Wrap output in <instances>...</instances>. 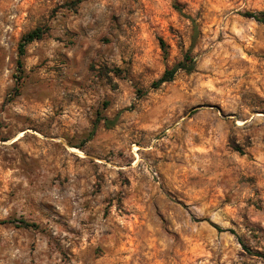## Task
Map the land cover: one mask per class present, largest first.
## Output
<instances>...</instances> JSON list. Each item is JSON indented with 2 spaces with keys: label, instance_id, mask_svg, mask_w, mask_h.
Masks as SVG:
<instances>
[{
  "label": "rangeland",
  "instance_id": "1",
  "mask_svg": "<svg viewBox=\"0 0 264 264\" xmlns=\"http://www.w3.org/2000/svg\"><path fill=\"white\" fill-rule=\"evenodd\" d=\"M245 11L264 0H0V264H264Z\"/></svg>",
  "mask_w": 264,
  "mask_h": 264
},
{
  "label": "trees",
  "instance_id": "2",
  "mask_svg": "<svg viewBox=\"0 0 264 264\" xmlns=\"http://www.w3.org/2000/svg\"><path fill=\"white\" fill-rule=\"evenodd\" d=\"M174 7L179 10L180 9L179 3H174ZM242 14L246 17L253 18L257 21H262L264 18V11H259L257 13L251 12V11H245ZM193 25H194V22H193ZM196 32H197V29L194 25V32H193V36H192L193 40H192L191 45L194 43ZM44 33H45V31L41 27H36V28L30 30L29 32H27L22 37V39L19 43V46H18L19 54L23 53L24 46L27 43H29L33 40H36V39H40ZM160 45H161V47H164V42L161 39H160ZM18 64H20V60H18ZM193 68H194V58L191 57L189 53H186L181 60L177 61L170 68H166L164 70V72L162 73V75L157 80H155L153 82L152 86L154 88H157L163 83L170 82L171 80H173L174 75L176 74V72L178 70H184L186 72H191L193 70ZM103 120H104L105 126H107V127L114 124V120H109L106 118H103ZM97 121H98V119H97ZM214 226H216V225H214ZM216 228H219V227L216 226ZM261 256H262V258H264V254H262Z\"/></svg>",
  "mask_w": 264,
  "mask_h": 264
}]
</instances>
